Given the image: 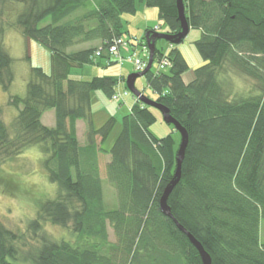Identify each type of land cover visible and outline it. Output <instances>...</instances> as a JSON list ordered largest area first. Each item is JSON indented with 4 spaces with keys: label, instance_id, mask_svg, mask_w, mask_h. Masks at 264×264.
<instances>
[{
    "label": "trees",
    "instance_id": "obj_1",
    "mask_svg": "<svg viewBox=\"0 0 264 264\" xmlns=\"http://www.w3.org/2000/svg\"><path fill=\"white\" fill-rule=\"evenodd\" d=\"M138 1L157 8L165 33L179 32L176 0H0L1 88L7 91L13 81V59L2 43L8 27L50 54V72L32 66L25 95L8 97L16 109L9 125L0 107V163L37 145L57 187L27 223L35 243L0 222V264H20L19 255L29 264H202L176 222L202 244L211 264H264V0H183L189 28L201 31L195 45L205 60L189 82L182 79L188 65L175 43L168 40L165 52L155 47L154 58L165 55L171 66L148 70L147 84L188 134L180 178L167 197L173 218L162 213L159 199L174 174L180 135H153L156 116L137 99L110 149H102L113 119L93 127L90 94L99 89L111 98L118 79L70 77L101 57L113 63L109 46L131 42L122 36V14L134 13ZM8 4L19 7L13 18L6 16ZM82 43L96 45L69 49ZM233 74L251 79V86L234 91ZM50 109L52 126L41 120ZM78 119L86 122L84 144ZM100 152L109 154L106 177L117 198L112 208L103 199ZM45 221L69 226L73 238L51 239L42 231Z\"/></svg>",
    "mask_w": 264,
    "mask_h": 264
},
{
    "label": "rangeland",
    "instance_id": "obj_2",
    "mask_svg": "<svg viewBox=\"0 0 264 264\" xmlns=\"http://www.w3.org/2000/svg\"><path fill=\"white\" fill-rule=\"evenodd\" d=\"M6 16L13 18V15L19 11L18 6L7 5L5 7ZM124 32L122 36L131 42L127 47L120 48V55L124 58L136 52L138 56H142L141 43L139 42L144 36L147 27H154V32L165 33L166 25L158 18V10L156 7L145 5L144 1L136 2V10L134 13H123ZM49 21L46 19L42 22L45 24ZM159 26V28H158ZM201 31L196 28H189L186 36L179 42L175 43L177 49L181 52L187 62V69L182 73V79L189 82L194 77V69L205 60L199 54L195 40L199 38ZM2 43L5 50L12 57L11 70L13 72V81L9 89L4 91L0 85V107L2 108V119L9 125L16 115V109L7 104L10 95H25L26 83L30 77V68L33 66L41 67L45 73L50 72L49 50L37 41L27 38L25 39L20 30L16 26L7 28L2 36ZM96 43H82L70 47V50H76L82 47L95 46ZM172 45L164 39H156L155 47L161 52H165ZM28 55V58L25 56ZM149 58V55H148ZM110 60L113 63H107L105 57L98 58V64H84L79 71L74 72L70 77L89 79L92 76H112L118 79V86L115 87L117 93H121L119 100H111L101 90H93L90 94L91 103V120L95 129L100 128L109 118L113 119L110 131L100 143L102 149L108 151L115 141L121 130V121L123 115L129 112L130 106L137 100L126 87V77L136 70L132 62L124 59L117 60V57L111 55ZM148 63V61H147ZM157 67V59L153 57L151 70ZM146 74V73H145ZM234 91L246 90L252 84V80L240 75L233 74ZM135 87L146 94L148 97L155 99L156 94L147 84L146 76H140L135 79ZM126 91V94L123 93ZM152 112L156 116L155 122L149 127V131L156 137L164 136L172 133L176 138L179 133L175 131L171 124L164 122L159 110L151 107ZM53 113V109H50ZM45 123L51 121L44 119ZM80 126H85L84 130L77 133L79 142H86L85 131L86 122L78 119ZM42 153L37 145L28 147L18 156L8 159L0 163V222L7 228L16 232H24L29 244L35 243L30 239L27 232V223L30 219L37 215V204L39 201L54 197L56 194V184L49 181L47 174L41 163ZM100 178L102 182L103 199L107 207L116 206V192L112 184L106 177L105 164L109 159L107 152H100L98 158ZM42 231L51 239H72L73 234L69 226L63 227L53 224L50 221L43 223ZM109 240L115 241V236L111 227L108 228ZM259 240L264 242V218H260L259 222ZM30 246V245H29ZM28 245L23 248L29 247ZM18 263L29 264V262H21L20 255Z\"/></svg>",
    "mask_w": 264,
    "mask_h": 264
},
{
    "label": "water",
    "instance_id": "obj_3",
    "mask_svg": "<svg viewBox=\"0 0 264 264\" xmlns=\"http://www.w3.org/2000/svg\"><path fill=\"white\" fill-rule=\"evenodd\" d=\"M176 8H177L178 19L180 21L179 32H177L176 34H168V33L146 31L144 33V40L149 48L148 63L142 71L132 72L128 74L126 77V87L128 88V90L134 96L138 97L140 102L159 110L164 122L172 124L180 135V141L175 155L176 164H175L174 174L170 182L164 187L163 192L159 199L160 210L166 216L171 218H173V216L170 211V207L167 204V197L173 186L178 182L180 178L181 163L184 157L185 148L188 141V134L186 129L173 116L170 115L169 109L166 106L158 103L154 99L148 97L146 94H143V92H141L135 87L134 83L137 77L145 75V73L150 69L153 55L155 52L156 39H164L167 41L171 40L174 43H179L188 33L189 26L187 24L184 14L183 0H176ZM176 225L179 227L180 230H182L187 235L190 242L195 246L200 256L202 264H211L210 255L205 251L202 244L190 232H188L184 227H182L178 222H176Z\"/></svg>",
    "mask_w": 264,
    "mask_h": 264
},
{
    "label": "built area",
    "instance_id": "obj_4",
    "mask_svg": "<svg viewBox=\"0 0 264 264\" xmlns=\"http://www.w3.org/2000/svg\"><path fill=\"white\" fill-rule=\"evenodd\" d=\"M129 44H130L129 41H123L119 39L114 40L113 43L110 44L108 52L109 54L116 56L117 60L119 61L126 59L132 62L136 70H143L147 65L148 55H149V48L147 44L145 42L141 44L142 56H138L136 52H133L131 55L124 58L122 55H120V48L127 47ZM99 54H100V51L96 50L95 55H99ZM170 66H171L170 60L165 55H161L157 59V67L154 70V72L166 71ZM123 93L126 94V91H123ZM121 97H122V94L117 93L114 90L110 99L115 101V100H119Z\"/></svg>",
    "mask_w": 264,
    "mask_h": 264
},
{
    "label": "crops",
    "instance_id": "obj_5",
    "mask_svg": "<svg viewBox=\"0 0 264 264\" xmlns=\"http://www.w3.org/2000/svg\"><path fill=\"white\" fill-rule=\"evenodd\" d=\"M44 119H47L49 121H51L50 123H45L44 122ZM41 120L44 124L48 125V126H52L54 124V112L51 113L50 110H47L45 111L42 116H41ZM85 126H80L78 120L76 121V131L77 133L79 132V129L80 130H84ZM79 139V138H78Z\"/></svg>",
    "mask_w": 264,
    "mask_h": 264
}]
</instances>
